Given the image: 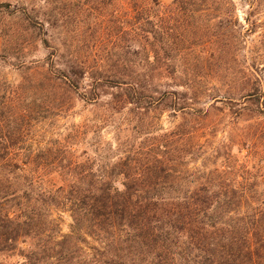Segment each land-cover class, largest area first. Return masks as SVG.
<instances>
[{"label": "trees", "instance_id": "16d2710c", "mask_svg": "<svg viewBox=\"0 0 264 264\" xmlns=\"http://www.w3.org/2000/svg\"><path fill=\"white\" fill-rule=\"evenodd\" d=\"M75 1L0 0V264H264V172L203 152L264 117V0ZM78 103L97 120L61 125Z\"/></svg>", "mask_w": 264, "mask_h": 264}, {"label": "rangeland", "instance_id": "374dc122", "mask_svg": "<svg viewBox=\"0 0 264 264\" xmlns=\"http://www.w3.org/2000/svg\"><path fill=\"white\" fill-rule=\"evenodd\" d=\"M79 0L75 1L72 6L77 9ZM173 0H164V4L166 6H169L172 3ZM236 3V9L237 14L240 18V21L242 24H244V18H246V14L249 12H252L254 8H251L247 4L241 3L240 0H234ZM84 4V9L89 10V0H82L81 1ZM68 9L63 11V8L60 10V12L66 13ZM71 27L69 29L71 32L70 35H74L78 32L77 29V23H78V17L75 16L73 12H71ZM258 19L261 21V23L264 25V13H262L261 17H258ZM80 21H84L86 24H89V11L79 19ZM15 21L13 19H10L7 15L0 14V33L5 32L12 23ZM86 35L89 36V30H84ZM61 32H63L61 30ZM64 39V37H63ZM247 46L250 48V50H259L260 53L264 57V26L260 32H258L255 35H252L248 37V44ZM3 49H4V40L3 37L0 35V57L3 55ZM20 55V54H18ZM15 55V56H18ZM30 58L35 59H41L44 57L43 51H33L29 54ZM240 69V68H239ZM260 76L262 77V81L264 84V69L263 72H260ZM4 77L11 81H19L20 78L18 76V72L16 69H14L12 66H10L9 63L7 64H0V78ZM221 88V86H217V89ZM219 107H223L222 104H217ZM100 112L98 110H95L94 108H91L89 106H86L83 103H78L76 109L70 113V116L67 120L61 121V125L69 126L70 124H80L83 122H89L92 123L97 120V117L99 116ZM220 128L222 126H225L224 129L218 132L217 135H208L206 137L205 147L203 152H211V150L217 149L221 154L225 153L227 149H230V147L234 148V153L236 157L234 159H227L223 157L219 158H210L209 156H206V164L209 168H212L211 163H214L217 161L219 165H243L247 164V167L250 170L249 176L247 178H252L255 174H258L259 171L260 174L263 175L264 172V117L260 119H249L248 117H233L224 119L223 122L219 120ZM164 124L166 128L171 127V124H169V120L167 117L164 118ZM230 125V128L227 127ZM111 129H107L104 132V135L108 138L111 137ZM242 152V153H240ZM203 154V153H202ZM248 156L247 158H244ZM211 161V162H210ZM258 174L257 176H260ZM241 179V178H240ZM262 196H264V187L260 188L258 191ZM252 194L256 195V191H251ZM58 218V222L60 224V229L63 234H69L71 230V226L73 224L72 218L70 217L69 213H59L56 215Z\"/></svg>", "mask_w": 264, "mask_h": 264}]
</instances>
